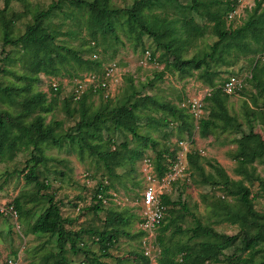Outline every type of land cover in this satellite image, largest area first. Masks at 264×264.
Instances as JSON below:
<instances>
[{"label": "trees", "instance_id": "obj_1", "mask_svg": "<svg viewBox=\"0 0 264 264\" xmlns=\"http://www.w3.org/2000/svg\"><path fill=\"white\" fill-rule=\"evenodd\" d=\"M8 4L9 0H4V8L0 10L2 15L7 10ZM236 4L237 0H189V3H182L181 0H134L129 7H114L111 0H56L51 2L45 10L32 14L31 21L26 24L24 31L13 39L11 38L13 24L20 15L14 13L10 19H5L0 15V29L4 45L10 44L16 47L20 45V42L31 44V49L22 53L26 74L19 78L26 80L23 86L0 85V101L3 103L7 100L13 103L15 96L20 97L19 101H15L19 106V110L16 112H12L7 107H0V163L6 158L12 159L19 149H28L30 157L26 160L28 173L25 178L27 182L37 184L38 192L41 189H49L50 184L44 181L39 182V173H37L40 172L39 166L43 165L46 169L47 162L50 160L44 154L45 146L61 147L65 142H68L70 146L79 148L85 146L91 155L103 159V155H109L115 149L113 151L110 149L113 139L103 135L106 126H110L112 130L127 131L139 143H142L141 148L131 149L127 147L126 143L120 145L125 150L123 157L131 168L135 161L147 155L152 158L157 173L162 174L176 160L179 151L176 150V147L180 149L177 142L170 148L157 150L155 156L144 155V147H147L149 142L155 145V142L149 136L139 133V115L141 116L144 111H149L150 103L155 104L156 101L151 95L137 93L133 77L130 74L124 76L123 93L126 100L121 105L109 108L110 97L105 96V91L101 87H97L95 90L90 87L78 100H73L71 86L61 99V108L69 118L73 119V124L67 130H62L63 121H45L44 114L52 112L60 98L61 86L59 85L57 90L50 87L52 94L48 95L46 91H32V83L38 79L39 73L59 76L63 69L67 70L61 56L63 51L71 53L80 61L82 60L76 49L56 42L57 31H54L45 21L53 11L61 10L64 5H67L69 10L75 9L77 12H84L87 15L85 26L88 35L93 40L91 43L98 45L99 39L107 40L108 37L118 41L116 29L118 26L122 27L124 22L127 24L128 32L140 29L141 32L150 35L155 48L160 50V60H164L167 69L182 77L193 75L206 84V87L212 88L210 94L204 99V117L198 121V132L201 137L215 132L239 131L240 123L237 117L230 114L227 108L228 98L232 94L225 93L221 87L228 77H225L220 83H216L215 79L220 78L219 65H233L241 52L243 54L251 52L257 56L264 50V0H254V5L250 9H246V17L243 22L236 27L221 29L217 33V39L212 43L202 47H198L196 43L206 34V24L222 22ZM168 6L181 8L186 15H190L182 19L179 27H175L176 25H173L175 21L166 16L160 17L152 13L154 8L165 9ZM192 14L205 20L206 24L199 23ZM36 44L39 50L42 49V54L37 51L38 49H33ZM191 48L194 50L187 54ZM145 50L149 49H144L143 52ZM149 52L150 60L155 61L154 52L150 50ZM166 55L171 58L173 65L168 64ZM84 61H90V63L101 67L99 60ZM259 63L262 62L255 61L254 58L251 59L249 80L253 82H258ZM105 66L97 74L102 75ZM0 71L2 72L3 69ZM162 74L163 72L159 71L155 73L154 78L158 79ZM78 78L81 76L78 75ZM95 93L104 101L97 107L89 109L85 105L86 100ZM157 107L167 112L172 120H176L178 114L181 115V110L185 111L180 105L175 106L170 103H158ZM31 114H33L32 117L28 118ZM186 114L188 117L191 116ZM162 120L166 124L167 115H164ZM261 121L264 124V119ZM234 141L237 144L235 151L237 172L243 173V178L251 183L258 182L259 188L264 194V178L256 173L253 164L256 160L264 162L262 135L249 130L247 133L241 132ZM187 160L190 165L188 168L190 175L192 172L203 175L204 169L198 151H189ZM210 166L215 169V174L205 175L203 180L214 183L237 200L235 205L228 203L223 205L216 212V216H218L216 220L221 219L238 225L239 230L234 234H226L218 231L211 224L202 222L196 216L192 226L182 227L176 218H171L169 213L172 212V209L170 207L178 204L185 209L186 204L182 200L175 203L170 199V193L166 194L163 197V202L166 205L165 217L157 228L159 234L156 236V240L160 248L157 264H213L221 262L225 264H264V213L254 208L251 190L248 185L243 183V180L234 181L219 164ZM59 175H63V173L59 172ZM190 175L185 179H189ZM109 190H112L110 182L106 178H102L94 185L92 196L95 202L92 208L96 211L104 209L106 212L105 227L102 230H93V233L98 236L102 256H108L109 246L116 242L120 233H125L123 230L119 231L118 225L127 224L129 217L134 214L130 213L125 216L124 213H128V210L120 212L102 203L97 194L107 195ZM45 195L47 206L37 215L31 228L33 233L55 236L56 252L46 258L45 264H81L69 258L70 252L73 254L83 252L84 260L89 263L107 264L100 261L99 257L94 254L89 256L91 251L82 247L85 244H79L81 230L67 227V224H72L74 220L63 217L61 207L54 201L52 193H45ZM13 204L18 212V218L22 219L26 214V209L21 199L15 198ZM172 226L174 229L171 230V233L177 236V240L166 238L165 232ZM138 234L144 236L145 233L139 230ZM141 252L140 258L146 264H150V258L145 255L143 248Z\"/></svg>", "mask_w": 264, "mask_h": 264}, {"label": "rangeland", "instance_id": "obj_2", "mask_svg": "<svg viewBox=\"0 0 264 264\" xmlns=\"http://www.w3.org/2000/svg\"><path fill=\"white\" fill-rule=\"evenodd\" d=\"M56 0H9L7 10L2 15L5 19H10L14 13L19 14L13 24L11 38L20 35L28 22L31 21L32 14L45 10L47 6ZM134 0H111L114 7H129ZM182 3H189V0H181ZM254 5V0L244 2L241 10L242 15L233 19L225 18L219 23H208L200 19L197 15L192 14L195 19L206 24V34L196 41L198 47L208 45L217 39V33L224 28L236 27L240 25L246 17V9H250ZM4 8V0H0V10ZM152 13L160 17L166 16L172 21L173 25L179 27L182 19L190 14H185L181 8L168 6L165 9L161 7L154 8ZM87 15L75 9L68 8L64 5L61 10L53 11L48 18L45 19L54 31H57V43H64L76 49L81 57V61L76 59L69 52H61L64 67L61 75L51 76L38 74V79L32 83V91H46L51 95L50 80L51 78L59 80L61 93L52 112L45 113V121L61 120L62 130H67L73 124V119L69 118L61 108V99L66 95L68 88L73 85L78 75H84L87 72H100L103 66L108 63L115 62L119 68L121 80L113 82L109 85L108 92L110 94V102L108 107L121 105L126 96L123 93L124 76L132 75L133 84L137 93L141 95L147 94L154 97L155 104L150 103L151 109L142 112L139 115L140 134L147 135L155 142L153 145L149 142L144 147V155L149 154L155 156L157 150L170 148L179 140H183L187 152L181 151L182 163L190 168L187 160L189 151H198L201 155V163L204 169L203 175L192 172L189 179L178 178L173 182L170 192V199L175 203L182 200L186 204V208H182L178 204L170 207L172 209L171 218H176L182 227L192 226L195 216L202 222L209 223L218 231L226 234H234L239 230L238 225L230 224L227 221L216 220V212L226 205H235L237 200L228 195L219 186L203 180L205 175L215 174V169L210 165L219 164L234 181L243 180L248 185L253 197L254 208L264 213V194L259 188L258 182L251 183L243 178V173L236 170L237 161L235 158L236 141L235 138L240 136L241 132H249L253 130L262 135L264 139V63L260 64L258 72V82L249 80L251 76V59L257 60L256 54L247 52L239 55V58L231 66H218L220 78L215 79L216 83H220L225 77L237 75L244 79L243 88L239 92H235L229 96L227 108L230 114L235 115L240 123L239 131L229 130L226 132L211 133L206 137H201L198 132V125L195 118L185 109L181 110L176 120L163 110L157 107L158 103H170L175 106L180 105L183 99L193 98L206 87L202 81L193 75L180 76L165 67L164 60H160V50L155 48V44L150 35L136 30L128 32L127 24L122 23V27H117L119 40L108 37L107 40L98 41V45L91 43L93 40L88 35L85 20ZM123 18V16H122ZM121 18V19H122ZM171 26V25H170ZM172 27V26H171ZM174 27V26H173ZM22 43V44H21ZM31 44L20 42V45H4L2 41V32L0 29V85L1 86H23L25 79L19 78L26 74L22 53L29 51ZM33 49H38V45H34ZM144 49L154 52L156 60H150L146 65H140L139 59L143 56ZM194 48H191L187 54H190ZM255 55V56H254ZM167 62L173 65L170 57ZM84 60H99L101 67L95 63ZM162 71L160 78L155 79V73ZM14 102L10 103L0 101V107H7L12 112L19 110V106L15 101H19L20 97L15 96ZM104 100L95 93L86 100V107H97ZM184 109V108H183ZM191 115L188 117L186 114ZM33 114L28 116L31 118ZM167 115V123L164 124L162 117ZM76 116V115H75ZM192 118V121H191ZM104 137H111L113 144L110 147L114 152L109 155H103V159L96 155H91L90 151L85 147L70 146L65 142L63 146L46 145L44 154L49 157L47 168L43 165L39 166L38 174L39 182L44 181L50 184L49 189H41L38 192L37 184L27 182L26 175L28 169L26 160L30 157L29 150L26 148L19 149L12 159L6 158L0 163V205H13L15 198H20L26 209V214L22 219L17 221L9 215L0 214V264H4L6 258H14L19 256L22 264H45L47 257L56 252V239L52 235H44L33 233L31 231L33 221L37 215L47 206L45 193H52L54 201L59 203L63 217L73 219L72 224H67L73 230H81V239L79 244L86 250L91 251L89 254L96 255L100 261L107 264H146L141 258L142 248L148 246L150 264H157L159 255V244L156 236L159 229H155L153 237L149 241L143 240V236L139 235L138 228V209L137 202L143 191V180L139 172V162L135 161L133 168L125 161L123 153L125 150L122 143H126L128 148H141L143 145L139 143L131 133L124 130H112L110 126L104 128ZM176 150L178 151L179 148ZM176 152V151H175ZM256 173L264 178V162L256 160L254 163ZM62 172L63 175H59ZM45 177H47L45 179ZM102 178H106L111 189L116 191L121 197L120 203L110 202L107 207L116 209L129 217L127 224H119L120 233L116 242L109 246L108 256L101 255V245L98 242L97 234L93 233L94 229L102 230L105 227L104 218L105 210L96 211L92 207L95 202L92 199L94 193V185ZM216 178V176H215ZM209 179V178H208ZM207 179V180H208ZM223 201V202H222ZM251 228V227H250ZM174 227H170L166 232V238L177 240V236L171 233ZM128 232V233H127ZM142 241V242H141ZM69 258L76 263L93 264L86 262L83 252L68 254ZM213 264H225L213 263Z\"/></svg>", "mask_w": 264, "mask_h": 264}, {"label": "built area", "instance_id": "obj_3", "mask_svg": "<svg viewBox=\"0 0 264 264\" xmlns=\"http://www.w3.org/2000/svg\"><path fill=\"white\" fill-rule=\"evenodd\" d=\"M247 0H237L236 6L227 14V18L230 20L242 15L241 10L244 7V2ZM151 55L149 50H146L143 56L139 59L140 65H146L150 61ZM257 60L264 63V50L257 55ZM121 80L119 68L115 62L109 63L104 67L102 75L95 72H87L81 75V78L75 79L72 85V98L78 100L81 95L90 87H101L105 91V96L110 97L108 92L109 85L113 82ZM244 84V79L237 75H230L221 85L222 90L227 94H233L237 90L241 89ZM59 86V80L51 78L50 87L53 90H57ZM212 88L202 87V90L198 91V94L193 98L184 99L180 103V107L186 109L193 118L198 121L204 117V99L210 94ZM180 149L177 153L176 160L172 163L168 170L163 171L162 174L157 173L155 165L152 162L150 156L145 155L139 162V172L141 173L143 180V191L138 206V228L145 234L143 240L149 241L153 237V232L161 224L165 217L166 205L163 202V197L171 192L173 182L178 178L189 177L190 173L186 165L182 163V152L186 149L183 140L177 141ZM188 149L184 151V155ZM97 197L105 205L113 202L119 204L121 197L114 190H109L107 195L98 193ZM0 213L9 215L15 222L18 218V212L13 205H0ZM150 247H144L145 255L149 254ZM4 263V262H3ZM5 264H22L19 256L14 258H6Z\"/></svg>", "mask_w": 264, "mask_h": 264}]
</instances>
